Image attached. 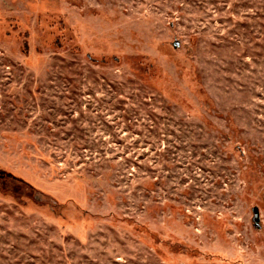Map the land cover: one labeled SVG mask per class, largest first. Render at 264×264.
<instances>
[{
    "label": "rangeland",
    "instance_id": "1",
    "mask_svg": "<svg viewBox=\"0 0 264 264\" xmlns=\"http://www.w3.org/2000/svg\"><path fill=\"white\" fill-rule=\"evenodd\" d=\"M0 264H264V0H0Z\"/></svg>",
    "mask_w": 264,
    "mask_h": 264
}]
</instances>
